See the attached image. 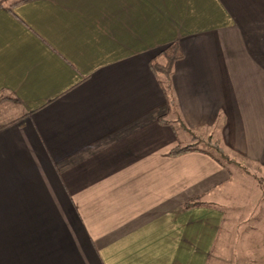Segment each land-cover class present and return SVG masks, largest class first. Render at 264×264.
<instances>
[{"label":"crops","instance_id":"obj_1","mask_svg":"<svg viewBox=\"0 0 264 264\" xmlns=\"http://www.w3.org/2000/svg\"><path fill=\"white\" fill-rule=\"evenodd\" d=\"M14 1L0 264H264L233 231L229 165L207 146L170 155L210 139L264 167V0ZM172 44L169 106L150 62Z\"/></svg>","mask_w":264,"mask_h":264},{"label":"rangeland","instance_id":"obj_2","mask_svg":"<svg viewBox=\"0 0 264 264\" xmlns=\"http://www.w3.org/2000/svg\"><path fill=\"white\" fill-rule=\"evenodd\" d=\"M15 112L16 108L12 104H4L1 106L0 123L12 120L16 115ZM208 141L214 143V141L212 142L210 139H206L196 141V144L192 146L194 148L204 147L205 149ZM207 148L209 149L208 146ZM210 150L215 157L220 158L217 152L212 149ZM221 161L224 165H229L228 167L232 174L229 198L231 199L230 206L233 207L231 208L232 213H230L232 217H235L233 218L234 221H232L233 231L241 237V233L246 232L244 238L247 235V244L250 245V243H254L258 254L264 255V167L248 161L243 162L238 160V165L224 160ZM250 238H253V242H249ZM236 240L228 244L229 252H232L234 258L237 256V251H239L236 247L237 242L239 243L240 239H238V241ZM243 250L244 249L241 247L240 253L242 255L245 254ZM213 263L212 260V264ZM234 263L235 262H233V264Z\"/></svg>","mask_w":264,"mask_h":264},{"label":"trees","instance_id":"obj_3","mask_svg":"<svg viewBox=\"0 0 264 264\" xmlns=\"http://www.w3.org/2000/svg\"><path fill=\"white\" fill-rule=\"evenodd\" d=\"M8 1L9 0H0V8ZM26 1H28V0H15L10 6H15L17 4H21V3H24ZM159 56L163 58L164 63H160L157 59H153L150 62V68L155 75H162L164 77L165 83L163 84V89H164V93L167 97L168 104L170 106V104H172V100L170 97L169 78H170L172 67H173L174 63L182 59V53L180 52L177 44H172V45L168 46L165 50H163L159 54ZM16 102L17 101L13 98L5 97L2 95L0 96V105L7 104V103L8 104L9 103L15 104ZM160 121L163 122L162 119H160ZM207 146L219 154L220 158L214 157L212 155V157H214L216 162H218L219 164H223L221 160H224V161H227L229 163H233L235 165H238V163H236L233 159L229 158L227 155H225L223 153V151L219 147L217 141H215L214 143H211L208 141ZM191 151H198V149L194 148L192 145H188L185 147H176V148L171 150L170 155L178 156L180 154H184V153L191 152ZM200 206H206V205H205V203H202L199 200H196V201H193L191 203H188L187 205H185L184 208L190 209V208L200 207Z\"/></svg>","mask_w":264,"mask_h":264}]
</instances>
